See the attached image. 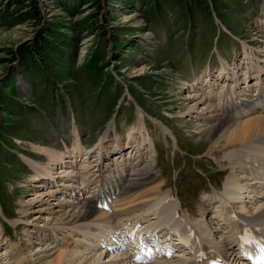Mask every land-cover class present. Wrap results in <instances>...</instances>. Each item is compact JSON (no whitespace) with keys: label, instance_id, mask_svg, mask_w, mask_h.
Wrapping results in <instances>:
<instances>
[{"label":"rangeland","instance_id":"1","mask_svg":"<svg viewBox=\"0 0 264 264\" xmlns=\"http://www.w3.org/2000/svg\"><path fill=\"white\" fill-rule=\"evenodd\" d=\"M39 2V14H35L34 7L28 6L27 1L22 7L12 0H0V257H5L4 260L0 258V264H17L23 254H34L32 259L36 261L44 257V249L54 243H49V239L40 242L44 235L34 226H50L59 219L58 223L68 222L74 216L70 217L69 211L81 205L74 195L61 192L59 185L55 189L35 188L30 181L35 171L24 159L30 155L38 163L46 165L50 162L46 153L38 151L35 145L63 152V157L70 158L65 150L50 147H61L63 142L60 138H67L68 133L66 142L71 143L78 137L80 150L78 155L74 154V165L66 163L69 167L61 174H72L77 161L81 162L79 166L89 168L86 160L89 156L80 153L84 149L80 136L75 135L79 131L73 129V138L70 127H65V122L60 119L63 115L71 117L74 114L77 126L87 130V134L84 136V131L82 135L85 142H91L94 137L93 142H97L104 136L100 148L105 146L109 152L123 147L124 137L137 128L142 110L143 135L133 130L131 144L127 141L125 146L130 147L108 156L99 165H95L94 156L90 157L89 171L93 172L94 167L104 163L105 175L116 174L115 162L119 160L118 165L121 162L126 164L125 159H128L126 170L122 169L128 175L121 190L136 189L134 181L141 187L155 184L159 187L163 180L162 191L170 189L172 198L177 199L178 196L179 214L182 213L189 222L197 219L199 214L201 216L199 199L204 192L211 193L214 188L222 191L231 174L229 165L248 148L251 151L245 156L251 159L259 157L257 164L264 170L261 158L264 151L257 152V148L252 146L254 142L238 148L217 147L210 153L211 141L202 132L203 128L211 125L205 117L222 114V95L226 96V90L232 92L236 82L230 81L233 83L230 86L229 81L206 78L207 91L200 90V86L194 91L186 87V81L193 80L195 74L198 79L208 74L209 64L210 74L215 72L214 69L222 71L223 65L226 67L227 64L222 63L225 59L232 64L235 57L232 68L241 73L248 64L244 57L250 58L251 50H245L247 41L254 47L256 65L264 59V0ZM218 55L225 58H221L220 66L216 64ZM260 65L264 66V63L260 62ZM141 67L145 69L143 73L134 72L133 69ZM261 69L257 66L254 70L256 77L262 74ZM223 72L227 73L226 70ZM238 77L242 81L241 74ZM256 83L257 89L260 85L264 87L261 80L255 82L250 78V86ZM236 84H239L237 96L241 85L238 79ZM246 89L249 90L248 85ZM199 99L203 102L194 105L197 107L189 106ZM56 121L63 129L58 136L48 130V124L50 130L58 128ZM70 121L72 123V119ZM108 130L109 135L106 136ZM100 134L103 135L98 138ZM114 136L119 138L120 145ZM152 143L155 149L151 150ZM139 145L144 148L137 152ZM130 148L135 151L128 153ZM71 150L73 152V143ZM94 150L99 152L100 149L93 146ZM231 150H234L235 157L227 159L226 152ZM140 152L141 156L137 157ZM125 153L130 157L122 156ZM145 171L148 179L142 182ZM54 172L59 176V171ZM82 177L90 184L86 171L81 180ZM115 180L109 179L106 188ZM37 184L35 186H39ZM90 187L94 188L93 185ZM94 191L85 198H93ZM66 194L69 197H65ZM68 203L71 207H67ZM240 205L235 204V207ZM220 209L219 214L227 211L222 206ZM23 210L26 212L22 214ZM212 215L213 212L206 215L208 229L214 228L209 223ZM14 221L17 222V231L11 228ZM194 224L197 226L193 227H201L198 222ZM3 236H7L5 241ZM20 242L24 244L27 255L24 251L17 253L16 245ZM53 251L50 250L49 254Z\"/></svg>","mask_w":264,"mask_h":264},{"label":"bare ground","instance_id":"2","mask_svg":"<svg viewBox=\"0 0 264 264\" xmlns=\"http://www.w3.org/2000/svg\"><path fill=\"white\" fill-rule=\"evenodd\" d=\"M245 50H248L247 45ZM222 63L225 64L226 62L224 63L223 61ZM133 70L136 73H143L145 69L141 67ZM223 70H226L224 65ZM223 70L221 72H223ZM261 70L263 73V69ZM258 71L259 70H257V75ZM260 75L261 73H259L258 76ZM260 80L261 78L258 81L260 82ZM186 83V87L191 88L190 90L194 91L197 87L194 85L199 82L197 81V76H195L191 82L186 81ZM237 86L238 85L235 83L232 92L226 90V96L222 95L223 100H221L220 109L225 116L216 113V115L219 114V116L213 117L209 115L207 118L205 117V120L207 119V122L211 123L206 129L203 128L202 131L211 141L209 148L210 153L217 150V147H220L221 149L232 146L244 147L242 145H248L250 142H254L252 145L254 149L259 148L262 149V151L264 149L261 148L264 146V143H262L264 141V87L260 85L257 89V98L252 102L245 101L244 107L240 108L237 104L242 103L241 99L239 102L234 100L236 97L235 93ZM201 99L204 100L205 98ZM201 99H199L197 103L194 102L189 106L192 107L198 105V103L203 102ZM195 107L197 106H194L193 109ZM141 111L138 116L140 122L137 125V128H133L132 131L127 133V144L132 140L134 134L133 130L142 134L141 130L143 128L141 129V124L143 122L141 119L143 117V111ZM201 115H204V113H201ZM75 135L80 136L77 131ZM102 139H104V136H101L98 139L94 145L95 148H103H100V146H102ZM79 143V138L76 137L73 142V155L70 157H76L74 154L80 150ZM138 147V151H140L142 149L141 145ZM35 148L38 151L43 150L48 156L50 162L44 165L41 162L38 163L27 155V158H24L26 163H29L32 170L35 171V174H33L30 180L34 183V187H38L35 185L40 183L42 179L55 181L59 178L60 183L56 185H59L60 191L69 195L71 194V196L74 195L75 200L77 199L78 201H81V205L78 203L77 207L80 206L78 208L76 207L77 209L69 211L72 214H70V217L74 215L72 220L58 223L60 220L58 218V222L51 224V231L55 235L53 240L54 245L48 249H44V257H39L36 261L35 259H32L34 254L29 256L23 254L18 258L17 264H135L134 262L137 259L133 258L132 254L128 253L129 251L127 250L117 249L109 254L110 251L107 245L116 242L115 238L117 237V234H119L118 231L122 234L130 233L136 226L142 224L143 227L147 223H154L155 221L151 220L157 219L164 212L171 211L170 218L175 214L176 206H174L173 201L169 198L170 191H159V188L164 184L163 182H160L159 188L156 192H153L157 187L156 184L150 187L143 186L140 189L136 186V189H133L131 194L121 190V185L125 181L124 176H126L124 175V172H122V169L124 170L122 166H124L125 162H121L119 165L120 171L114 181L115 183L110 184V187L108 188H106V185H102L95 189L93 198L89 199L80 197L82 191L84 189L86 190L89 185L84 177H82L81 180L72 178L69 173L64 175L61 174V172H65L66 167H69L71 163L76 161L75 159L65 160L66 157H63V152L62 154L61 152L46 150L47 148L40 145H35ZM250 149L248 148L246 153L251 151ZM85 150H83L84 155H87L89 152L91 153L93 151V147ZM226 155L229 156L227 159L235 157L234 150L226 152ZM242 157L243 155L238 156L235 158L236 160L233 159L231 165L228 164L229 167H231L232 172L229 175L228 180L224 183L223 190H215L216 192L213 191L215 193L206 194L205 197H202L201 201H199V205L203 208L201 209L202 217L206 215L205 210L207 208L213 207L212 209H214L215 218L212 223L215 221L214 229H208L206 226L198 227L197 230L199 231H196V229H188L186 232L187 235H182L180 238L191 239V242L188 240L184 241L189 249H184L186 251L181 254H175L174 256H177L175 263H170V261H172L170 258L169 260L150 261L146 264H235L236 260H234V253L232 250L233 247L239 243V240L244 236L246 231L255 232L259 237L264 238V229H262V226H264V190L262 179L255 169L254 171L251 169L250 164L253 163L252 159L248 156H245V159ZM237 161L239 163H237ZM66 163L69 166H67ZM55 165L56 167H53ZM256 166L259 168L257 163ZM55 169H59V176H56V172H54ZM236 169L240 170L243 175L241 176L238 172H234ZM244 175H248L249 179H253V181L248 180ZM65 176L68 177L67 181L64 179ZM62 179H64V181ZM75 180H79V183L77 182V184H75L77 186L73 184ZM37 185L40 186L43 184L40 183ZM119 191H122L123 194L122 192L120 194ZM52 192L50 193L51 197L54 196V193ZM102 201H105L106 203L105 208L102 205L99 206V203ZM214 203L218 204L213 206ZM239 203H241L242 206L240 205V207L235 208V204L239 205ZM40 205L43 206L42 202ZM69 205L70 204L68 203L67 207H71V205ZM223 205L229 208V211H226V214L229 213V215H226L225 213L219 214V210L221 211L220 207ZM24 212H26V210H23L22 214ZM66 213L67 212H65V214ZM61 219H63V217ZM16 223L17 222L14 221L12 222V225L15 226ZM164 223L166 222L163 221L157 225ZM102 227H104V229ZM219 229H227V231H222V233L219 234ZM182 245L183 244H181V246ZM50 250H54L52 254H49ZM22 252V250H17V253ZM230 255H232L233 258L228 263L227 261ZM237 262L238 264H243L242 261ZM139 264H142V262Z\"/></svg>","mask_w":264,"mask_h":264},{"label":"trees","instance_id":"3","mask_svg":"<svg viewBox=\"0 0 264 264\" xmlns=\"http://www.w3.org/2000/svg\"><path fill=\"white\" fill-rule=\"evenodd\" d=\"M13 3L15 2L17 5L24 7L23 5L27 4L28 6L32 5L34 7L35 14H39V9H38V3L39 0H12Z\"/></svg>","mask_w":264,"mask_h":264}]
</instances>
